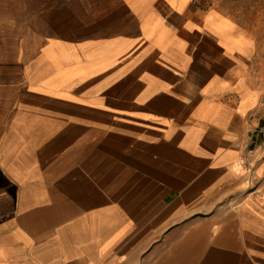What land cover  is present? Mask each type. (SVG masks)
<instances>
[{"label": "crops", "instance_id": "1", "mask_svg": "<svg viewBox=\"0 0 264 264\" xmlns=\"http://www.w3.org/2000/svg\"><path fill=\"white\" fill-rule=\"evenodd\" d=\"M260 124L220 11L0 0V264H264Z\"/></svg>", "mask_w": 264, "mask_h": 264}, {"label": "rangeland", "instance_id": "2", "mask_svg": "<svg viewBox=\"0 0 264 264\" xmlns=\"http://www.w3.org/2000/svg\"><path fill=\"white\" fill-rule=\"evenodd\" d=\"M203 9H214L229 16L252 36L264 51V0H195Z\"/></svg>", "mask_w": 264, "mask_h": 264}, {"label": "built area", "instance_id": "3", "mask_svg": "<svg viewBox=\"0 0 264 264\" xmlns=\"http://www.w3.org/2000/svg\"><path fill=\"white\" fill-rule=\"evenodd\" d=\"M252 135L256 139L259 138V137L264 138V124L257 125L254 128ZM246 181H247V184H248L249 188H252L253 181H254L253 169L250 170V175H249V177L247 178Z\"/></svg>", "mask_w": 264, "mask_h": 264}, {"label": "bare ground", "instance_id": "4", "mask_svg": "<svg viewBox=\"0 0 264 264\" xmlns=\"http://www.w3.org/2000/svg\"><path fill=\"white\" fill-rule=\"evenodd\" d=\"M96 31V30H95Z\"/></svg>", "mask_w": 264, "mask_h": 264}]
</instances>
